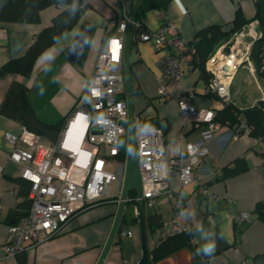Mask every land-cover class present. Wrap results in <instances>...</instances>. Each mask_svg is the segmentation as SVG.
I'll use <instances>...</instances> for the list:
<instances>
[{"label": "crops", "instance_id": "1", "mask_svg": "<svg viewBox=\"0 0 264 264\" xmlns=\"http://www.w3.org/2000/svg\"><path fill=\"white\" fill-rule=\"evenodd\" d=\"M237 7L246 19H250L257 3L256 0H152L151 5L149 2L143 4L138 11L143 25L158 28L172 21L180 36L191 40L208 26L228 28ZM58 10L53 4L43 8L35 24L0 22V66L8 59L23 55ZM118 14L117 0H89V7L78 23L38 56L27 77L20 74L0 76V103L10 83L17 80L25 84L27 99L42 121L56 123L66 118L86 89L102 45L104 21L116 19ZM84 21L92 23L89 44L80 57L70 61L66 49ZM207 52L210 53L209 48ZM159 53L149 40L137 42L130 49L133 107L136 117L139 115L162 128L165 143L176 149L199 137L198 128L182 118L176 104L178 97L193 91L190 102L196 107L217 109L223 103L212 100L205 93L207 73L202 72L198 64L182 61L181 78L170 80L156 66ZM159 84L166 87L170 98L157 94ZM229 97L232 105L240 109L251 107L264 97V76L256 72L252 60L236 71ZM21 127L19 122L0 115V251L8 225L14 222L18 204L23 200L17 182L20 165L8 159L11 145L4 134H17ZM227 130L226 125L221 126L216 137L207 141L208 154L201 168L203 171L205 167L218 164L221 175L208 184L193 182L184 187L191 220L190 246L154 264H198L194 250L212 256V264H264V219L259 218L255 210L259 205L264 211V143L247 134L227 139ZM168 181L172 186L177 185L176 170L171 172ZM204 185L208 187V194L203 191ZM116 206V201L89 205L70 217L53 237L5 257L0 264H95L109 234ZM242 211L250 214L249 219L235 222L234 216ZM144 212L147 216L145 227L154 235L170 218L171 201L158 195L153 208H144ZM148 216L156 218L150 229ZM133 217L134 210L128 206L118 232L130 230L132 235L120 238L116 234L103 264H136L139 260V233ZM210 243L215 245L214 251L206 254L203 248Z\"/></svg>", "mask_w": 264, "mask_h": 264}, {"label": "built area", "instance_id": "2", "mask_svg": "<svg viewBox=\"0 0 264 264\" xmlns=\"http://www.w3.org/2000/svg\"><path fill=\"white\" fill-rule=\"evenodd\" d=\"M133 0H117L118 17L104 21L106 38L97 53L86 89L64 124L55 142L40 143V136L22 126L17 134L6 132L11 148L8 159L20 165L19 176L29 182L27 197L30 206L26 214L8 225L0 260L22 252L56 235L68 219L89 205L105 201H118L123 178L124 159L116 156L125 138L126 128L121 121L127 118V106L122 76L123 36ZM261 36L257 19L243 25L223 43L213 48L204 61L209 74L205 93L212 100L230 103L229 88L240 66L250 63L251 46ZM152 41L159 51L156 66L170 80L183 74L182 61L187 64L198 60L196 40H186L172 21L151 28L134 21L131 42ZM176 50V52L173 51ZM227 49V51H226ZM260 70H264L262 47ZM157 94L170 98L169 91L159 84ZM193 91L176 99L184 120H189L199 130L193 142L173 149L166 144L163 130L151 123H140L135 116L136 149L140 161L142 199L144 208H153L154 199L164 195L171 201V216L150 235L146 229L148 257L150 251L163 240L191 230L189 209L184 187L190 183L206 184L221 175L218 164L205 167L208 154L207 141L216 137L222 124L215 120V110L196 107L190 102ZM264 100V97L261 98ZM71 136H69V131ZM251 126L242 115L228 127L227 139L249 135ZM112 159L117 169L110 170ZM1 170V166H0ZM178 173V183L169 184L172 171ZM205 194L209 193L204 185ZM134 193L126 202L137 211ZM248 212H239L235 222L249 219ZM120 238L130 237V230H120ZM212 256L202 257V264H212Z\"/></svg>", "mask_w": 264, "mask_h": 264}, {"label": "trees", "instance_id": "3", "mask_svg": "<svg viewBox=\"0 0 264 264\" xmlns=\"http://www.w3.org/2000/svg\"><path fill=\"white\" fill-rule=\"evenodd\" d=\"M150 1L152 2V0ZM148 2L149 0H142L139 7H142L143 4L147 5ZM256 3H258V5L255 14L250 19H246L240 8L237 7L228 28L212 25L199 31L195 43L198 60L194 64H198L202 72L207 73L204 70V61L209 55L207 52L209 47H215V45L230 37L233 32L239 30L243 25L253 19H257L258 28L261 30V36L255 39L251 46L250 59L255 64L256 72L264 76V70H260V55L262 47H264V0H256ZM51 4L57 5L59 10L52 16L50 23L36 34L34 40L23 55L8 59L0 66V76L6 74H20L27 77L38 56L64 37L78 23L86 8L89 7V0H0V22L38 23L40 10ZM135 21L139 22L141 25L143 24L139 17V11ZM106 36L107 33L105 32L103 40ZM134 45L135 43L131 42V47H134ZM208 78L209 74L207 73V80ZM214 110L215 120L219 121L222 126L226 125L227 127L235 124L237 122V117L242 115L251 126L249 135L264 143V100L260 99L256 101L253 106L243 109L236 108L230 102L228 104H222L221 107ZM0 115L19 122L22 126L37 133L49 143L56 141L65 121V118L56 123L42 121L27 99V88L25 84L17 80H13L6 90L4 98L0 103ZM138 119L140 123H151L156 125L139 115ZM125 148L126 140L124 138L120 144L119 154L116 156L118 160L124 159ZM262 156H264V152H262ZM212 181H208L206 184ZM17 182L22 189L21 194L23 195V200L18 204V210L15 213L16 216L14 221L26 214L30 206V200L27 197L29 182L22 178H18ZM133 194V191L129 192V196ZM255 210L259 213L258 217L264 219V211H262L259 205H256ZM152 225L153 223L149 222L148 229H150ZM190 231L167 238L158 246L154 247L150 251L148 264H154L159 259L183 247H189L191 237ZM194 254L195 258L199 260L198 264H202V257L206 255H202L200 252H196V250H194Z\"/></svg>", "mask_w": 264, "mask_h": 264}, {"label": "water", "instance_id": "4", "mask_svg": "<svg viewBox=\"0 0 264 264\" xmlns=\"http://www.w3.org/2000/svg\"><path fill=\"white\" fill-rule=\"evenodd\" d=\"M141 1L142 0H133L129 13V19L123 36L121 67H122L125 101L127 106V118L126 120L121 121V124L126 128V148H125L122 184H121L120 195L117 201V206L109 234L95 264H103V261L118 232L122 216L124 215V210L129 206L126 200L130 191H133L139 198L137 200V211L136 213L134 212V217H133V219L135 218L137 221L140 250H141L140 258L136 264H148V250L146 246V229H145L147 216L144 212L142 199H140L142 194V183H141L140 161L136 149L135 112L133 107V88H132V79H131V71H130V49H131V37L133 32V23L138 13V9L141 4ZM149 4L151 5L150 0H149ZM91 34H92V23L90 21H84L80 26V29L78 30L77 34L75 35V37L73 38V40L66 49V56L68 60L74 61L84 53V51L86 50L89 44ZM211 50H212V46L209 47V52H211ZM148 221L155 223L156 218L152 216H148Z\"/></svg>", "mask_w": 264, "mask_h": 264}, {"label": "rangeland", "instance_id": "5", "mask_svg": "<svg viewBox=\"0 0 264 264\" xmlns=\"http://www.w3.org/2000/svg\"><path fill=\"white\" fill-rule=\"evenodd\" d=\"M39 141L42 144H48V142L45 139H43L42 137H40ZM109 169L113 170V171L117 169V160L116 159H112L110 161Z\"/></svg>", "mask_w": 264, "mask_h": 264}, {"label": "clouds", "instance_id": "6", "mask_svg": "<svg viewBox=\"0 0 264 264\" xmlns=\"http://www.w3.org/2000/svg\"><path fill=\"white\" fill-rule=\"evenodd\" d=\"M215 245L214 244H207L204 246L203 251L206 254H211L214 251Z\"/></svg>", "mask_w": 264, "mask_h": 264}, {"label": "bare ground", "instance_id": "7", "mask_svg": "<svg viewBox=\"0 0 264 264\" xmlns=\"http://www.w3.org/2000/svg\"><path fill=\"white\" fill-rule=\"evenodd\" d=\"M71 131H72V129L69 131V136H71L72 134H71Z\"/></svg>", "mask_w": 264, "mask_h": 264}]
</instances>
